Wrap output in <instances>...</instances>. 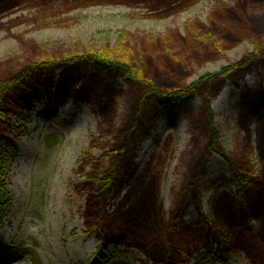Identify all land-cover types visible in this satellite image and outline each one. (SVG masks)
Returning a JSON list of instances; mask_svg holds the SVG:
<instances>
[{
	"label": "rangeland",
	"instance_id": "obj_1",
	"mask_svg": "<svg viewBox=\"0 0 264 264\" xmlns=\"http://www.w3.org/2000/svg\"><path fill=\"white\" fill-rule=\"evenodd\" d=\"M11 2L0 0V11ZM236 2L29 0L0 12V75L6 76L11 69L41 55L113 48L124 51L127 58L139 59L154 73L163 68V62L181 57L184 51L192 55L201 38H223L221 31L227 34L220 30L223 28L215 27L220 32L217 34L200 24ZM247 12L254 30L214 57L200 55L188 68L184 85L240 61L257 43L264 46L263 29H258L264 25V9L251 7ZM41 48L45 50L41 52ZM118 80L120 85L110 90L109 96L93 93L82 101L69 95L51 99L42 90L39 98L23 103L17 116L9 119L6 133L18 147V155L7 163L3 175L0 172V185L5 182L9 199L0 221V264H95L93 254L102 243V231L91 230L88 210L90 215L98 204L107 203L100 216H111L109 221L123 226L126 217L117 219L120 210L126 212L129 206L139 204L138 199L146 193L164 218H170L181 187L210 139L204 101L201 97L191 101L183 98L177 114L162 112L136 142L129 177L101 195L98 181L112 166L115 138L131 121L138 98L129 82ZM260 89L264 91V68L245 75L239 87L230 82L224 85L210 106L224 151L237 161L253 157L259 173L264 171V111L248 119L249 108L242 93ZM22 119L27 120L23 123ZM223 164L222 157H211L200 195L202 213L195 205L187 207L182 216L185 225L199 228L211 222L214 207L235 197L230 172ZM220 222L217 218L213 224L222 226ZM247 227L253 229L236 233V247L231 252L215 244L174 264H253L249 246L261 228L260 219H251ZM116 231L124 232L120 227ZM131 234L138 237L137 232ZM6 248L26 252L13 262H5L1 256ZM107 248L112 259L106 264H164L138 247L109 244Z\"/></svg>",
	"mask_w": 264,
	"mask_h": 264
},
{
	"label": "trees",
	"instance_id": "obj_2",
	"mask_svg": "<svg viewBox=\"0 0 264 264\" xmlns=\"http://www.w3.org/2000/svg\"><path fill=\"white\" fill-rule=\"evenodd\" d=\"M27 2L29 0H13L8 8L0 12L3 14L5 10ZM251 7L264 9V0H237L235 6H224L223 9L215 11L212 19L208 23L201 22L200 27L214 29L217 33L219 30L215 27L218 26L223 28L220 30L227 31V34L219 32L223 35L221 39L213 36L208 39L201 38L200 46L192 55L190 51H184L180 54L181 57L176 56L173 60L163 62V68H156L154 73L149 69L150 66L144 67L139 59H132L130 56L127 58L124 51L113 48L41 55L11 69L6 76L0 75L1 175L4 174L7 163L18 155V147L6 133L10 128L9 119L17 116L23 103L39 98L42 90L47 92L51 99L69 95L79 101L91 98L93 93L109 96L110 90L120 85L118 79L126 80L137 90L138 98L134 105L133 117L116 136L111 152L112 166L102 173L98 181L102 187L99 189L101 195L105 191L116 189L122 180L129 177L128 169L135 154L136 142L155 125L162 112L177 114L183 98L191 101L195 97H201L211 131L210 139L203 156L181 187L170 218L166 220L163 217L156 202L147 200L146 193L138 199L139 204L129 206L126 212L120 210L117 219L123 215L126 217L123 226L109 221L111 216H100L101 209L104 210L107 203H104V206L98 204L90 210V215L88 210L89 227L91 226V230L99 228L102 231V243L93 254L94 263L106 264L112 259V253L107 248L109 244L138 247L141 252L155 257L154 259L159 258L157 262L164 264L187 261L193 253L203 248L212 249L215 244L229 253L236 247L233 244L236 233L241 229L251 231L253 228L247 227L248 221L257 217L261 221V228L255 236L256 240L249 246L253 254L249 252L253 264H264V171L259 173L255 170L253 157L237 161L224 151L219 142V133L213 124L210 107L212 99L224 85L230 82L239 87L245 75L264 68V46L257 43L254 50L240 61L226 65L218 72L206 74L189 85L183 83L189 75L188 68L196 64L194 61L198 60L200 55L214 57L242 42L245 39L243 35H249L254 30L249 19L250 14L247 12ZM260 28L263 29L261 34L264 35V25L258 27ZM44 50L41 48V52ZM242 99L247 102L249 108L248 115H245L248 119L251 118L250 115L264 111V91L261 89L257 92H243ZM200 117L204 119L202 114ZM26 120L22 119L23 123ZM261 154V158H264V153ZM213 155L222 157L223 165L230 172V182L235 186L236 195L225 204L220 203L214 207L215 218L212 221L217 223L218 218L222 226L206 221L199 228H192L185 225L182 216L190 205H195L200 214L202 213L200 195L208 163ZM0 186L1 221L9 199L5 194V182ZM91 207L93 208L92 205ZM93 215L95 218H92ZM206 218L207 216L204 217ZM119 227L124 230L122 234H117L116 228ZM134 232L138 233V237L131 234ZM25 252L26 250L18 248H6L1 257L5 262H13Z\"/></svg>",
	"mask_w": 264,
	"mask_h": 264
},
{
	"label": "bare ground",
	"instance_id": "obj_3",
	"mask_svg": "<svg viewBox=\"0 0 264 264\" xmlns=\"http://www.w3.org/2000/svg\"><path fill=\"white\" fill-rule=\"evenodd\" d=\"M164 217V216H163Z\"/></svg>",
	"mask_w": 264,
	"mask_h": 264
}]
</instances>
